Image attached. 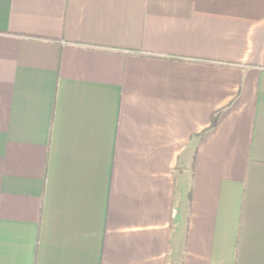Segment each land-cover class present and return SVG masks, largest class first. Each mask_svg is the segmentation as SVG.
<instances>
[{
	"label": "crops",
	"instance_id": "0c3cea01",
	"mask_svg": "<svg viewBox=\"0 0 264 264\" xmlns=\"http://www.w3.org/2000/svg\"><path fill=\"white\" fill-rule=\"evenodd\" d=\"M0 264H264V0H0Z\"/></svg>",
	"mask_w": 264,
	"mask_h": 264
}]
</instances>
